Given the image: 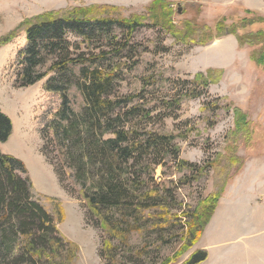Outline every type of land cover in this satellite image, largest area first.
Listing matches in <instances>:
<instances>
[{"label": "rangeland", "instance_id": "obj_1", "mask_svg": "<svg viewBox=\"0 0 264 264\" xmlns=\"http://www.w3.org/2000/svg\"><path fill=\"white\" fill-rule=\"evenodd\" d=\"M155 1L0 0V40L22 24L47 13L107 5L119 9L115 16L128 18L147 15ZM161 1L171 3L176 26L180 27L183 20H191L215 30V38L206 45L186 44L160 27L143 28L130 43L133 51L129 57L124 55L114 63V67L119 62L124 68L117 73L111 97L126 98L143 92L144 99H136L135 103L150 110L155 119L149 123L135 119L133 123H126L127 129L139 130L136 134L142 138L147 137L144 130L174 134L175 144L180 148L178 160L171 152L160 154L157 160H136L135 170L150 187L162 190V203L178 217L169 222L166 230L151 226V229L135 232L128 245L114 240L119 261L123 264H162L165 259L174 258L186 240L190 218L184 214L199 207L202 214L206 208L202 202L221 192L201 238L174 264H183L195 251L212 247L216 248L211 251L213 256L207 264H264V69L251 59L255 48L240 47L236 35L216 36L220 21H225L227 26L239 24L252 17L249 11L264 18V0ZM25 29L26 26H22L12 43L0 48V107L13 122L12 135L1 144V151L26 164L33 181L34 201L52 214L57 212L58 205L63 208L64 220L58 228L67 241L79 248L75 264H113L107 256H102L108 235L90 216L80 185L73 176L62 183L50 161V157L53 158L54 163L65 166L66 174H71L64 150L52 133L48 135L49 126L63 102L60 94L46 89L47 81L54 75L47 72L53 57L37 68L39 73L47 72L48 77L28 87H20L17 82L21 75L20 56L27 46ZM261 29L264 24L249 27L246 32ZM68 38L71 43L80 45L77 53L91 49L98 53L101 47L108 50L110 44L106 37L101 41L93 40V43L85 42L74 33ZM81 69L80 66L72 67L75 77L68 91L69 106L76 113H81L86 106L77 85ZM209 70L222 73L216 84L210 85L201 97L186 99L176 109L172 106L171 116L162 115L165 102L162 100L170 94V88H174L164 79L186 80L199 73L208 76ZM177 91L181 92L179 86L174 93ZM132 105L134 103L129 106ZM238 113L247 119V132H240L236 127ZM234 131L239 137H234ZM234 145L237 152L236 161L232 163L231 147ZM156 161L161 164L156 165ZM181 161L206 171L203 174L193 171L180 165ZM225 178L228 179L224 185ZM161 211L157 208L150 212ZM144 248H147V255L137 256L135 251ZM11 257L1 255L0 264H12Z\"/></svg>", "mask_w": 264, "mask_h": 264}, {"label": "trees", "instance_id": "obj_2", "mask_svg": "<svg viewBox=\"0 0 264 264\" xmlns=\"http://www.w3.org/2000/svg\"><path fill=\"white\" fill-rule=\"evenodd\" d=\"M117 12V7L94 5L73 11L47 13L22 24L26 26L27 46L20 56L21 75L17 82L20 87H28L48 77L47 72L54 73L47 81L46 89L60 94L63 102L57 117L49 126L48 135L52 133L53 139L64 150L71 174H66L63 170L65 166L54 163L53 158L50 157V161L62 183L71 176L75 177L87 201L90 216L107 232L102 256H107L113 264H123L119 261L116 253L118 247L113 244L114 240L128 245L135 232H143L147 227L151 229V226L166 230L169 222L178 217L162 203V190L150 187L148 181L135 170L136 160H157L156 157L166 152H171L178 160L180 148L175 144L174 134L144 130L147 137L142 138L136 134L139 130L127 129L126 123H133L135 119H140L142 123L148 120L149 123L154 118L150 110L135 103L136 99H144L143 92L142 95L126 98L111 97L116 87L117 73L124 68V64L118 62L114 67V63L124 55L129 57L133 51L130 43L143 28L160 27L179 41L200 45L212 42L215 30L191 20H183L180 27L176 26L171 3L161 0L152 4L147 15L125 18L115 16ZM247 13L252 17L239 24L227 26L225 21H220L216 27V36L236 35L240 47L255 48L251 59L264 69V29L246 32L249 27L264 24V18L250 11ZM20 28L2 38L0 48L12 43ZM241 29H244L242 33ZM118 31L121 35H117ZM70 33L91 43L106 37L110 40L109 48L105 50L101 47L98 53H94L89 47V52L77 53L80 45L70 42ZM52 57L48 71L39 73L37 68L46 65ZM76 66L82 67L77 85L86 103L81 113L74 112L69 106L68 91L74 83L71 79L75 77L72 67ZM207 74L199 73L186 80L164 79L174 88H170V94L162 100L165 101L162 115L171 116L169 111L173 109L172 106L176 109L186 99L201 97L222 76L221 72L213 70ZM178 86L181 92L174 93ZM169 97L171 100H168ZM130 103L134 105L129 106ZM236 121L237 129L247 132L246 117L238 113ZM12 132V120L0 109V145L10 139ZM46 135L47 132H44ZM234 137H239L235 131ZM235 147H231L232 163L236 161ZM43 152L46 155L45 148ZM179 163L201 174L206 171L186 161ZM160 164L156 161V165ZM32 190L33 183L25 163L14 156L3 154L0 147V256L12 255V264H75L79 248L67 241L58 228L64 220L63 208L58 205L57 212L50 213L33 200ZM220 197L221 192L202 202L206 206L202 214L200 207L184 214V217L190 218L186 225L184 245L174 258L165 259L162 264L177 263L199 241L206 221L215 211ZM157 208L162 211L154 214L150 212ZM135 252L137 256H146L147 248ZM208 257L207 250H197L183 264H202Z\"/></svg>", "mask_w": 264, "mask_h": 264}, {"label": "crops", "instance_id": "obj_3", "mask_svg": "<svg viewBox=\"0 0 264 264\" xmlns=\"http://www.w3.org/2000/svg\"><path fill=\"white\" fill-rule=\"evenodd\" d=\"M0 109L2 110L1 107H0ZM2 111H3V110H2ZM3 112H4V111H3ZM4 113H5V112H4ZM5 114H6V113H5ZM215 248H216V247H212V249H210V248L207 249V250H208L209 257H208V260H207L206 262L202 263V264H207V262L210 261L211 257L213 256L211 251L214 250ZM199 249H203V247H202V248H199Z\"/></svg>", "mask_w": 264, "mask_h": 264}, {"label": "water", "instance_id": "obj_4", "mask_svg": "<svg viewBox=\"0 0 264 264\" xmlns=\"http://www.w3.org/2000/svg\"><path fill=\"white\" fill-rule=\"evenodd\" d=\"M179 14H181L182 10H181V5L179 4Z\"/></svg>", "mask_w": 264, "mask_h": 264}]
</instances>
